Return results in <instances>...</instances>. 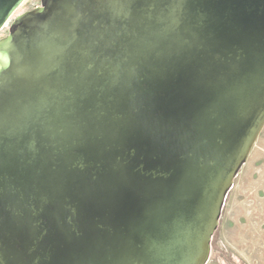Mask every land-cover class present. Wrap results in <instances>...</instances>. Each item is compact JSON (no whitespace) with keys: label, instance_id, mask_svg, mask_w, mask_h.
I'll use <instances>...</instances> for the list:
<instances>
[{"label":"water","instance_id":"1","mask_svg":"<svg viewBox=\"0 0 264 264\" xmlns=\"http://www.w3.org/2000/svg\"><path fill=\"white\" fill-rule=\"evenodd\" d=\"M263 128L264 0H41L0 40V264H207Z\"/></svg>","mask_w":264,"mask_h":264},{"label":"rangeland","instance_id":"2","mask_svg":"<svg viewBox=\"0 0 264 264\" xmlns=\"http://www.w3.org/2000/svg\"><path fill=\"white\" fill-rule=\"evenodd\" d=\"M40 4L25 0L0 31V40L17 16ZM207 264H264V128L226 197Z\"/></svg>","mask_w":264,"mask_h":264},{"label":"flooded vegetation","instance_id":"3","mask_svg":"<svg viewBox=\"0 0 264 264\" xmlns=\"http://www.w3.org/2000/svg\"><path fill=\"white\" fill-rule=\"evenodd\" d=\"M40 5H41V4H40ZM11 24H12V23H11ZM7 35H8V33H7ZM7 35H6V36H7Z\"/></svg>","mask_w":264,"mask_h":264}]
</instances>
